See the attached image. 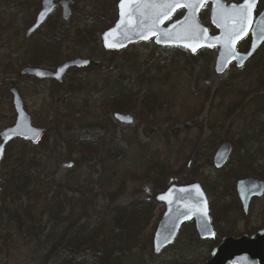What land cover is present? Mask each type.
<instances>
[{
  "label": "trees",
  "instance_id": "16d2710c",
  "mask_svg": "<svg viewBox=\"0 0 264 264\" xmlns=\"http://www.w3.org/2000/svg\"><path fill=\"white\" fill-rule=\"evenodd\" d=\"M40 1L35 0L33 7H30L34 11H31L32 15H27L28 25L33 22ZM118 2L75 0L76 7L69 23H65L59 12H56L42 30L30 39L31 47L26 50L29 54L26 66L52 69L76 57L94 62L89 68L69 72V85L65 84L66 80L62 84L52 80L47 82L53 85L49 90L50 100L44 99L40 121L34 118L35 123L47 132L38 144L20 141L15 144V149L10 147L6 153L0 171V255L8 249L13 236H17V240L21 239L27 245L30 256L27 264H204L211 257L216 241L201 242L193 226L191 230L186 227V231H190L188 238H183L181 232L177 243L167 251L177 253L182 244L186 252H193L194 255L182 256L180 259L168 258L165 254H162L163 257L154 256L151 248L154 231H146L159 215L158 203L134 199L120 205V201L129 192L141 195L148 185L155 194L165 192L169 179L176 177L183 169L180 166L175 171L170 158L157 156L154 138L149 135L152 129L158 132L157 127L164 135L159 140L171 149L170 153L174 148L170 145L175 142L177 146L174 157L177 159L173 166L176 167L178 162L188 165L187 156L193 155L198 151L197 147L201 146L202 153L198 152V156L203 157V152L207 151V161L202 162L213 167L211 159L216 151L214 143L206 142L205 148L202 142L195 144L190 141V135L186 138L180 136L175 127L170 126L168 130L161 128L157 107L158 100L163 101L164 98L162 94L153 92L151 87L162 81L171 84L177 80L180 83L184 73L195 85V79L190 75L194 77L199 63L202 65L196 78L207 80L215 55L210 49L191 56L184 50L153 45L146 62H141L143 51H127L121 57L120 52H107L101 46L100 36L115 24ZM78 4L84 7L80 10ZM15 5L19 6L18 0ZM28 6H31L29 2L26 3ZM183 14L179 12L176 18L180 19ZM73 23H76L75 27ZM248 65L250 69L246 71H250L251 78L249 82L243 81L244 87L253 90L254 81L260 80L259 89H264V46ZM171 69L178 75L175 76ZM251 72L261 74L257 79ZM170 90L174 92L175 87L171 85ZM229 90L220 88L216 94L207 91L206 98L204 94L194 93L192 101L195 104L196 101L201 102L197 113H186L182 119L174 120L173 124L191 128L193 125H187L188 122L193 123L194 118L197 120L201 116L203 105L208 104L210 99L213 101L217 94L223 97L222 92ZM242 91L233 90L231 95H238ZM250 93H241L242 101ZM253 94L257 93L252 92L250 96ZM239 95L235 98L238 99ZM254 102H258L260 110L264 109V94ZM239 107L241 105H237L234 110L231 107L230 112ZM119 113H133L140 117L149 143L141 142L136 131L128 129L117 133L112 116ZM198 124L196 126L200 130L205 127L204 124ZM86 128L98 129L100 133L82 134ZM259 131L257 136L240 135L235 142V147L236 143L240 147L234 151L236 159H232L225 169L217 171L213 167L218 180L215 179L216 183L211 184V187L224 190L222 199H231L233 190L228 187L233 177L241 179L255 175L256 170L261 168L258 157L259 149L262 148H254L256 142L261 144L259 140H264L263 128ZM127 133H131V140L125 136ZM118 141L128 143L129 149L119 147ZM179 143H185L181 149ZM198 156H195V162ZM61 159L70 162L71 167L59 177L57 172ZM195 162H191L193 170H196ZM234 165L236 169H233ZM229 168L232 170L231 175L226 174ZM190 178L187 176L178 184L194 183ZM208 195L211 197L209 190ZM153 198L155 201V195ZM227 208L223 210L225 215L230 214ZM80 252L86 255L83 262L70 259L73 254Z\"/></svg>",
  "mask_w": 264,
  "mask_h": 264
},
{
  "label": "water",
  "instance_id": "95a60500",
  "mask_svg": "<svg viewBox=\"0 0 264 264\" xmlns=\"http://www.w3.org/2000/svg\"><path fill=\"white\" fill-rule=\"evenodd\" d=\"M209 2L212 4L211 22L218 29L216 36L212 35L206 26L199 23L201 10ZM259 2L260 0H256L251 9L249 19L243 27V34L239 39H234L236 34L241 31V11L246 5V0L240 4L232 3L228 6L223 0H220L219 3L216 0H201L195 9L178 7L170 11L166 17L158 16L157 13L168 11L167 9L141 6L140 10L137 11L135 10L137 0H132L131 4L125 2L123 7H121V0L118 3V20L114 27L104 32L101 37L103 47L108 51L116 52L123 51L133 44L149 43V41L154 40L159 47L184 48L192 55L205 48L218 47L216 74L223 75L232 63H236L238 68L244 67L264 44V32H262L264 29V11L254 20ZM73 4V0L61 2L43 0L42 10L37 15L36 23L29 29L27 36L30 37L36 33L59 7L62 8L63 20L69 21ZM181 9L186 11L184 17L169 24L170 20ZM249 34L252 35L250 49L246 53L238 52L240 42L246 39ZM144 36L149 38L144 39ZM157 40L160 42L158 43ZM90 64L91 61L78 59L62 65L55 72L28 69L24 70L22 75H30L38 79H54L58 83H62L69 70L72 68L83 69ZM11 93L14 98L17 122L15 126L6 129L2 134L0 164L5 157L6 147L11 141L21 138L38 143L45 133L44 129L36 128L33 125L18 91L12 89ZM114 116L118 122L124 125H130L134 121L131 115L116 114ZM231 153L232 146L224 143L215 154L214 167L219 170L222 169L229 161ZM237 189L243 208L248 211L253 198L262 197L264 194V183L258 180L244 179L237 184ZM157 201L166 206V211L158 222V227L153 236V248L157 256L177 240L181 228L185 223L191 221L195 222L197 234L202 241L214 240L215 234L210 219L209 201H207V196L199 184L171 186L165 194L157 197ZM205 264H264V230L258 231V234L253 237H226L214 249L211 259Z\"/></svg>",
  "mask_w": 264,
  "mask_h": 264
},
{
  "label": "rangeland",
  "instance_id": "374dc122",
  "mask_svg": "<svg viewBox=\"0 0 264 264\" xmlns=\"http://www.w3.org/2000/svg\"><path fill=\"white\" fill-rule=\"evenodd\" d=\"M31 1L35 2V0H31ZM11 3H14V0L13 1L4 0L3 6L2 8H0L1 9L0 13L3 14V13L8 12L9 10L7 11V8H10L9 4ZM79 6H80L79 8L80 10L81 8L84 7V5L82 4ZM29 9L31 11V8ZM77 10L78 9H75V11ZM28 11L29 10L27 7L26 14L28 13ZM210 12H211L210 6H207L205 10V14L201 18V22L207 26H211L209 22ZM10 13L12 14V12H9V14ZM17 15H20V17H17L18 23L23 24L22 21L25 20L24 19L25 17L22 16L20 13H18ZM11 23L12 22L8 21V24H6L3 27V29L6 28L7 25ZM3 25L4 24H1V21H0V32H2L1 28ZM72 26L75 27L76 23H73ZM6 36H8V34H5L4 37L0 38V47L3 46L2 47L3 49L0 50V58L4 60L0 62V69H2V67H5V65H10L9 70L13 71L18 68L16 66L19 65L20 68L23 66L22 64L23 61L20 60L21 57L19 59L12 60V56L14 54L13 52L18 48L16 43L21 44L22 41H21V36H20L17 39V41L15 40V41H12L13 43H11L9 42V38H7ZM147 45L148 46H145V44H138L137 46H133L132 48L129 47L127 50L120 52L119 57L123 56L125 52L127 53V51L129 53H138V51H143L144 57L141 58L142 59L141 62H144V61L146 62V56L149 55L150 51L154 48L153 42H149V44ZM15 61H17L18 64ZM201 65L202 63H199L196 65L197 71L195 72L194 77L190 75L192 79H195V85H194V82H192V80L186 78V74L184 73L182 75L183 80L180 83H178L177 80L171 84H167L164 81H162V82H157L153 84V86L151 87L153 92H155L156 94H159V93L162 94L164 98L163 101L158 100L159 106L157 107L159 114L161 116L160 117L161 128H163V130L164 129L168 130L170 126L175 127L176 132L180 136H183V138H186L187 135L188 136L190 135V138H191L190 141H194L195 144L198 142L199 143L202 142L203 147H205L204 144L206 142L208 143L210 141L211 143H214L216 150L221 146V143H223L224 141L226 142L228 141L231 144H234L235 151H237V149L240 147L238 143H236L237 145L235 147V142L239 140L241 134H248L249 136H254V135L257 136L259 135V132H260L259 129L263 128V131H264V109L260 110L257 104L258 102L256 104L254 102L258 96H263L264 94V89H262L263 85L260 84L262 88L259 89L258 83H261V82L260 80H256L253 83V87H254L253 90L247 89L244 87L243 81L249 82L251 78L250 76L251 74L248 73L250 71L249 70L246 71L247 68L250 69V65L240 70L236 66H233L223 76H219V75L217 76L215 74L214 67H213L212 70L210 71V76L208 77L207 80L202 79V78L198 80L196 76H197L199 67ZM182 67H183V64H182ZM170 71L173 73L172 69ZM245 71L247 73H245ZM253 72L251 73L255 77L257 76L256 78L258 79V76L261 74V72L260 73L255 72L256 74ZM173 74L175 76L178 75V73H173ZM263 77H264V73H263ZM23 78L24 77L16 78V80H11V79L9 80L8 76L0 75V81L1 82L4 81L5 83V84L2 83L0 85L2 89L5 88V90L7 87V93L9 95H10L9 89H10L11 83L18 86L21 90L22 97H24L26 108L28 109L29 113H31L32 117L34 116L33 119L36 117V119L40 121V118L43 116V115L41 116L40 113H41V110L43 109L42 107L45 101L44 99L50 100L51 92L49 90H51L53 85L45 86L43 84L45 86V90L41 89L40 92H37V88L34 86L36 84L35 83L29 84V82H26L25 79ZM70 81H71L70 78H66L65 84L69 85ZM171 85L175 87L174 92L170 90ZM220 88L222 89L230 88V90L229 92H222L223 97L217 94L213 101L210 99V102L208 104L207 103L204 104L202 113H200L201 116L197 118V120H195L194 118V120L192 121L193 123H191L190 121L188 122L187 125H191V124L193 125L191 128H187L183 124H178V125L173 124L174 120L182 119L183 116L186 115V113H189L192 111H194L193 113H197V110L200 108V107L198 108V105H200L201 102L196 101V104H195V102L192 101V97H194V93L196 94V92H198V94H200L201 96L204 94V98H206L207 91H211L212 94L214 93L216 94L218 92V89ZM240 89H243L241 93H248V91L251 92L250 94L244 96L245 101H242L243 95L241 93H239L241 95L238 94L239 95L238 99L235 98V96H238V95H231L233 90H240ZM252 92H255L257 94H253L252 96H250ZM5 94L6 92L4 90L3 91L1 90L0 92V130L3 127H7L8 124L10 125L14 121L13 119L15 117V112L12 109L13 108L12 107L13 98L11 95L10 96L8 95V97H5L4 96ZM206 102H208V100H206ZM237 105H241V107H239L234 112L233 111L230 112V108L233 107V110H234ZM258 109L260 113L258 112ZM130 115H133L135 119V123L131 127H126L121 124H118L117 122L114 121L113 116H112L113 124L117 128V133L122 132V131H129V130L136 131V133L138 132V137L141 140V142L149 143L150 140L144 135L142 120L140 119V117L138 118L133 113H130ZM227 118H230V119L228 120ZM169 119H172V120L168 122ZM253 119L256 121L253 122ZM197 122L199 123L198 126L201 124H204L205 127L202 128V130H200V128H197L196 126ZM35 126L40 128V125L38 123H35ZM157 130L158 132L152 129V131H150L149 133V135L154 138V145L156 146L154 151L158 154L157 156L160 155L162 159H165L166 157L170 158V161L172 160L171 161L172 167L175 169V171L179 170L178 168H180V166L183 168L181 169L182 172L179 171V173L176 174V177H172L169 179L168 184L169 185L178 184L179 181L183 180L184 178L188 176V178L191 177L190 179H192L193 182L198 181L199 183H201L203 189L207 191V194H208V190L210 191L211 197L209 198V201L211 205V212H212V216H214V223H216L215 226H216L217 233L220 234V239L224 238L225 236L239 237V236H245L247 234L253 235L257 233L258 230L264 228V199L254 202L251 205L249 213L245 215L244 212L240 210L241 207H240L239 199L236 198L235 184H236L237 179L232 178V181H230L229 183L228 188H230L231 191L233 190V193H231V199H227L228 201L224 200L225 198L222 199L221 195L223 194L224 190L222 191L216 190L213 187H211V184L214 185V183H216L215 179L218 180V178H216L215 170L213 169V167L211 166L209 167L207 164H204L202 162V161H207V155H208L207 151L203 152L202 154L203 157L198 156V152L202 153L201 148H200L201 146H198L197 147L198 151L195 152L193 155L187 156V152H186V156L189 157L188 165L184 166V164L181 165V163L178 162L175 167L173 166L174 165L173 162L177 159V158H174L176 154L175 152L177 151V146H175V142L174 144H171L170 146L171 147L174 146V148H173V152L170 153L171 149L169 147L168 149L166 146H164V143H162L159 140V138H162L164 136L163 132L159 130V127H157ZM251 130L253 132H251ZM86 132L89 134L100 133L98 129L91 130V129L86 128L82 131V134H86ZM130 134L131 133H127V135H125L128 140L132 139V137H129ZM50 141L52 144V138L50 139ZM259 141L261 142V144L256 143L254 148H258V149L262 148V149H259L260 156L258 157V160H259L258 163H261L262 165L264 161H260V159H264V140L262 139ZM117 143L119 147H121L122 149H129L127 147L128 143L124 141H118ZM184 144L180 145V149H181V146ZM15 148H16V145L11 146V149H15ZM254 151L255 150L253 149L252 152ZM195 156H198L199 158L197 162H195L196 161ZM236 156L237 155L234 154L233 159H236ZM40 159L43 160L42 158ZM191 162H195V165H197L196 170H193L191 168L192 167ZM211 162H212V159H211ZM59 163L60 164L58 166L57 174L59 177H62L65 174V172L68 169H70L71 163L63 159H61ZM249 164L251 165V162ZM236 168L237 166L234 165L233 169H236ZM230 171H231V168H229V170L226 169V172H227L226 174H229ZM143 192L144 193H142L141 195H133L132 193L129 192V194L123 197V199L120 201V205L128 204L134 199H138L144 202L145 201L155 202L153 197L154 195L156 196L158 193L155 194L152 191V187H150L149 185L145 186ZM233 195H234V198H232ZM158 207L160 208L159 213H158L159 215H157V218L150 225L146 233H148L150 230L151 231L155 230V228L157 227V222L160 220L162 213L164 212L163 206L159 205ZM225 207H228L227 209L230 211L229 215L224 214L223 210ZM191 226H193V224L187 225L186 227H188V229L191 230L192 229L190 228ZM186 227L182 230L181 235L183 238L189 237L190 231L188 230L186 231ZM193 228L195 229L194 226ZM12 239L9 242L8 249H6L0 255V264H27L28 261L30 260V256H28V253H27V245H24L25 243L23 244L21 242L22 241L21 239L17 240L18 239L17 236H13ZM180 240H182V238ZM187 240L188 239H186V241ZM144 243H146V241ZM218 243L219 241L215 242L214 244L217 245ZM181 245L182 244H180L181 248L177 253L170 250V251H166L165 253H163L165 254L164 256H167L168 258L172 257V258L180 259L182 256L191 257V254L194 255L193 252H186L184 250V247ZM161 257H163V255Z\"/></svg>",
  "mask_w": 264,
  "mask_h": 264
},
{
  "label": "flooded vegetation",
  "instance_id": "af4514ba",
  "mask_svg": "<svg viewBox=\"0 0 264 264\" xmlns=\"http://www.w3.org/2000/svg\"><path fill=\"white\" fill-rule=\"evenodd\" d=\"M11 1H13V0H11ZM18 2H19V6H16L15 4H16V0H14V3H11V4H9V7L10 8H7V11L8 12H6V13H3V14H1L0 13V21H1V24H4L3 26H2V32H0V38L1 37H4L5 36V34H8V36H6L7 38H9V42H11V43H13L12 41H17V39L21 36V41H22V43L20 44V43H16V45L18 46V48L13 52L14 54H13V56H12V60H16V59H19L20 57H21V59L20 60H22L23 61V66L20 68V66L18 65V66H16V67H18L16 70H13V71H11V70H9V66L10 65H5V67H2V69H0V75H2V76H8L9 77V80L11 79V80H16V78H22V77H24L23 79H25V81L26 82H29V84H32V83H35L36 85H34L36 88H37V92H40V90L41 89H44L45 90V86H49L48 85V83L47 82H49V81H47V80H38L36 77H33V76H30V75H28V76H24V75H22V72L24 71V70H28V69H37V70H39V69H44V67H41V66H39V67H33V66H31V65H28L27 64V66H26V64H25V62L27 61V59L29 58V54L26 52V50H27V48H30L31 47V45H30V39H33L34 37H35V35H37V33L39 32V31H41L42 29H40L39 31H37V33L36 34H34V35H32L31 37H28L27 36V33H28V31H29V29L32 27V26H34L35 25V22H36V16H37V12H40L41 11V9H42V7H41V1H40V3H39V10L36 12V14H35V17H34V20H33V22L31 23V24H27V22H26V18H27V15H32L33 13V9H31V11H30V7L32 6L33 7V5L35 4L34 2H32L31 0H28V1H26V2H24V0H18ZM27 2H29V4H31V6H28V13L26 14V9H27V7H26V3ZM3 3H4V0H0V8H2V6H3ZM33 3V4H32ZM31 7V8H32ZM258 13L260 14L261 12H262V10L264 9V0H261V2H260V4H259V6H258ZM1 10V9H0ZM9 12H12V14L10 13L9 14ZM20 13L22 16H24L25 18V20H23L22 22H23V24L21 23V24H19L18 23V19H17V17H20V15H17L18 13ZM31 12V13H30ZM257 13V14H258ZM60 14V13H59ZM258 14V15H259ZM8 21H10V22H12L11 24H9V25H7V27L6 28H4L3 29V27L6 25V24H8ZM5 33V34H4ZM8 40V39H7ZM5 43H7V42H5ZM15 45V46H16ZM8 46H9V44H8ZM3 47V46H2ZM2 47H0V50L1 49H3ZM12 48V47H11ZM10 48V49H11ZM2 61H4L2 58H0V62H2ZM15 62H17V61H15ZM7 63V62H6ZM17 64H18V62H17ZM8 72H9V74H8ZM5 84L4 83V81L3 82H1L0 81V84ZM45 86H44V85ZM12 89H16L17 91H18V93H19V95H20V97H22V94H21V90H20V88L18 87V86H16L15 84H12L11 83V86H10V89H9V93H10V95L12 96V94H11V90ZM1 90L3 91H5L6 92V94L4 95L5 97H8V93H7V89L5 90V89H2V87H1V85H0V92H1ZM9 95V96H10ZM22 99H23V101H24V105H25V108H26V104H25V100H24V97H22ZM12 109L14 110V112H15V109H14V103H13V99H12ZM34 117V116H33ZM33 117H32V119H33ZM16 115H15V117H14V121L9 125L8 124V126L7 127H3L1 130H0V146L3 144L2 142H3V140H2V134L5 132V130L6 129H8V127H11V126H13L14 124H15V122H16ZM33 121H34V119H33ZM35 122V121H34ZM257 144H260V143H258V142H256ZM6 154V153H5ZM262 168V169H261ZM261 168L260 169H257L256 171H257V173H255V175H248V176H245L244 177V179H254V180H259V181H261V182H263L264 183V162L262 163V166H261ZM231 173H232V170L230 171V175H231ZM233 176V175H232ZM234 178V177H233ZM243 179V178H242ZM243 179V180H244ZM237 181V180H236ZM1 191V190H0ZM235 192H236V198L237 199H239L238 198V194H237V188H236V186H235ZM264 199V195L262 196V198H256V199H254L253 201H252V203H251V205L254 203V202H257L258 200H263ZM239 203H240V210L241 211H243V207H242V204H241V201H240V199H239ZM250 208H251V206H250ZM250 210V209H249ZM258 232V231H257ZM216 234H217V232H216ZM218 234H217V238H215L214 239V241H220L221 239H219V240H217L218 239ZM213 251V250H212Z\"/></svg>",
  "mask_w": 264,
  "mask_h": 264
},
{
  "label": "snow or ice",
  "instance_id": "6c2138e0",
  "mask_svg": "<svg viewBox=\"0 0 264 264\" xmlns=\"http://www.w3.org/2000/svg\"><path fill=\"white\" fill-rule=\"evenodd\" d=\"M127 2L129 4L132 3V0H122L121 7L124 6V3ZM201 2V0H137V8L135 10L139 11L140 7H151V8H157V9H167L168 11H165L163 13H157L158 16L162 15L164 17L168 16L170 11L174 10L178 7H186V8H193L195 9L198 4ZM217 3L220 2V0H216ZM256 0H246V5L241 11V31L236 34L234 39H239L240 36L243 34V27L244 24L249 19V13L253 6L255 5ZM158 22V21H155ZM262 32H264V29H262ZM165 35H168L165 33ZM148 36H144V39H148ZM159 43L160 41L157 40ZM195 51V49H193Z\"/></svg>",
  "mask_w": 264,
  "mask_h": 264
},
{
  "label": "bare ground",
  "instance_id": "6f19581e",
  "mask_svg": "<svg viewBox=\"0 0 264 264\" xmlns=\"http://www.w3.org/2000/svg\"><path fill=\"white\" fill-rule=\"evenodd\" d=\"M87 254L89 255V253H87ZM85 258H86L85 253L80 252V254H73L70 259L72 261H73V259H76L75 262H83L85 260Z\"/></svg>",
  "mask_w": 264,
  "mask_h": 264
}]
</instances>
